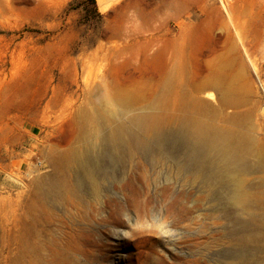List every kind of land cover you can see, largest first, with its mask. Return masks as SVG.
I'll return each mask as SVG.
<instances>
[{
    "label": "rangeland",
    "instance_id": "1",
    "mask_svg": "<svg viewBox=\"0 0 264 264\" xmlns=\"http://www.w3.org/2000/svg\"><path fill=\"white\" fill-rule=\"evenodd\" d=\"M215 76L234 87L233 105L211 85ZM168 77L196 96L195 117L264 138V0H0V264H15L35 215L51 241L48 264L64 260L59 250L89 221L86 253L106 264L237 259L232 218L246 214H227L222 190L184 154L152 143L104 156L112 125L159 111ZM174 94L168 126L187 113ZM76 152L95 162L98 196L86 180L46 192L64 154ZM250 165L246 184L264 189V170L255 157ZM65 171L66 183H78L76 162ZM138 192L144 210L133 204ZM184 195L181 217L171 203ZM252 253L264 264V243Z\"/></svg>",
    "mask_w": 264,
    "mask_h": 264
},
{
    "label": "bare ground",
    "instance_id": "2",
    "mask_svg": "<svg viewBox=\"0 0 264 264\" xmlns=\"http://www.w3.org/2000/svg\"><path fill=\"white\" fill-rule=\"evenodd\" d=\"M165 80L163 96L157 101L160 106L159 111L135 114L127 121L112 125L102 138L104 156L106 154L119 156L141 150L149 152L152 143L160 153L184 154L186 162L192 166L195 175L206 178L214 189L222 190L219 198L225 203L227 214L232 209L246 214V217H240L236 213L232 218L237 226L234 230L237 259L231 260L228 264H262L261 261L252 260V250L264 243V189L258 191L248 186L245 175L256 171L252 170L250 165L252 157L256 159L257 170H264V138L259 140L246 131L224 129L206 120H200L192 114L190 109L192 100L188 101L189 97L196 100V96L188 90L182 88L178 90L172 86L170 84L172 79L169 77ZM211 85L219 92L226 104L233 105L236 102L237 97L234 96V87L231 83L215 76ZM171 92H175L176 99L187 109L183 118H177L176 126H168L166 122L168 120L166 113L170 107L166 95ZM115 119L116 115L111 111V116L106 118V121L114 123ZM147 135H150L153 142L146 137ZM63 159L55 173L43 184L46 192L54 195L64 193L67 189H79L84 184L83 180H86L98 196L97 170L90 155L76 152L73 155L64 154ZM68 161L76 162L78 165L80 175L78 183H66L65 168ZM142 196L138 192L132 201L135 207L144 210L148 201ZM188 200L189 196L185 195L173 199L171 211L183 217L189 211ZM125 209L126 207L121 205L115 213L120 215ZM92 222L89 221L88 226ZM88 226L75 228L76 232L65 243V247L59 250L64 255V260L59 261L60 264H106L105 260H95L86 253L89 251L87 238L92 235L90 233L92 230L87 228ZM89 229L90 232L84 231ZM29 235L28 241L20 247L21 251L16 257L15 264H48L45 251L47 247L52 248L49 245L51 241L48 236L42 238L45 235L43 228L40 227L39 216H33ZM165 261L158 260L161 264H165ZM166 264H207V260H179Z\"/></svg>",
    "mask_w": 264,
    "mask_h": 264
}]
</instances>
